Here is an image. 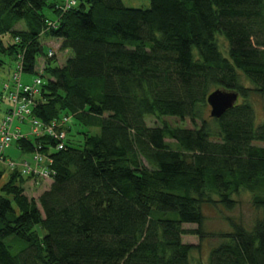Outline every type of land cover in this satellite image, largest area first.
<instances>
[{"label": "trees", "instance_id": "16d2710c", "mask_svg": "<svg viewBox=\"0 0 264 264\" xmlns=\"http://www.w3.org/2000/svg\"><path fill=\"white\" fill-rule=\"evenodd\" d=\"M65 1L0 0V68L15 55L34 74L43 57L32 116L69 119L62 150L46 135L14 142L50 162L37 200L28 177L0 169V264H190L183 237L202 238L203 207L232 211L241 191L258 217L218 233L206 264H264V120L251 104L264 96V0ZM44 36L71 53L63 65ZM218 89L238 100L214 119L206 99Z\"/></svg>", "mask_w": 264, "mask_h": 264}, {"label": "rangeland", "instance_id": "374dc122", "mask_svg": "<svg viewBox=\"0 0 264 264\" xmlns=\"http://www.w3.org/2000/svg\"><path fill=\"white\" fill-rule=\"evenodd\" d=\"M76 1V0H75ZM122 4L126 8L133 9H148L150 7V2L148 0H122ZM67 5V0L65 1V6ZM44 13L46 16L51 17L52 13L45 9ZM24 27L23 23L17 24V29H22ZM7 39V38H6ZM4 41H6L4 39ZM42 45L44 47V51L47 50L50 57L54 56V60L57 65L61 66L64 64L67 58L71 56V53L68 51H64L60 47V41L53 40L47 37L41 38ZM16 56H2L1 59L4 61L3 66L0 68V124L6 119V115L8 110L11 108L10 102L7 100L6 94L8 89H12L14 86L13 75L15 72L19 71L21 67V59H15ZM44 58L40 57L37 60L36 72L34 74H22L20 81L22 84L34 85V80L39 79L43 82V78L41 75L44 71ZM221 90V89H219ZM251 104L254 108L256 115V123H261L264 120V96L254 95L251 99ZM33 109V107H32ZM209 115V107L206 113ZM25 121H21L19 119L13 118L9 127L10 132L14 134H18V136H28L29 138L34 137L33 129L34 125L32 123V110L29 115L25 118ZM164 121L174 125L180 126L184 128H192V124L186 120L185 122L178 121L176 118H164ZM68 124V123H67ZM71 125V130L69 134L70 140L75 143L81 142V135L78 134L79 128L72 125V121L69 122ZM146 125L149 127H153L158 125V121L153 118L146 119ZM18 140V139H17ZM16 140H12L11 143L4 149V155L6 161L11 159L13 163L21 164V163H30L32 165H38L42 163H35L33 160L32 153L24 154L20 151L14 142ZM166 142L173 149L176 148L175 143L171 140H166ZM4 157V156H3ZM6 162L0 163V169L5 171V175L3 180L7 177V173L9 172L10 167ZM47 165H44L45 168ZM28 177V181L23 185V189L25 194L29 198H33L37 200L39 195L47 190L50 186V180L46 177L39 176L35 178L33 175ZM236 201L235 207L232 211H227L224 209L222 205L216 206H204L203 214L204 221L202 224V238H198L195 236H185L183 237L184 243L192 244L196 246V248L191 252L190 255V264H206L208 253L210 248L215 246L217 242H219L218 233H226L231 228V222L240 223L245 227H250L254 220L258 217V212L253 208L251 204V196L248 192L241 191L237 196L233 198ZM185 228L194 229L196 226L194 225H186ZM5 244L9 246H13L11 251L12 253L17 252L14 243H12L11 238H8L4 241Z\"/></svg>", "mask_w": 264, "mask_h": 264}, {"label": "built area", "instance_id": "2783aa9c", "mask_svg": "<svg viewBox=\"0 0 264 264\" xmlns=\"http://www.w3.org/2000/svg\"><path fill=\"white\" fill-rule=\"evenodd\" d=\"M76 3L75 0H67L66 7L73 6ZM21 78V67L19 71L15 72L13 75L14 88L8 89L6 94L7 100L11 104L10 110L6 115V119L0 124V163L6 162L9 164L8 167L10 169H17L22 176L28 175L34 176L35 178L39 176H44L49 179V169L48 165L50 164L48 158L39 153H32L33 160L35 163H42L38 165H32L30 163H21L16 164L11 161V159L7 160L3 157L4 149L11 143L12 140H17L22 136H18V134H14L10 132V123L13 118L19 119L21 121H25V117L31 113L34 98L38 96L39 90L42 84V81L39 79H35L34 85L30 86L27 84H22L20 81ZM69 119L63 117L60 121H53L50 124L43 125L41 122L32 119V123L34 125L33 135L36 137L39 136H49L52 137L56 141L55 150H62L64 148V142L66 139V131L64 128L66 127ZM44 165H47L45 168Z\"/></svg>", "mask_w": 264, "mask_h": 264}, {"label": "water", "instance_id": "95a60500", "mask_svg": "<svg viewBox=\"0 0 264 264\" xmlns=\"http://www.w3.org/2000/svg\"><path fill=\"white\" fill-rule=\"evenodd\" d=\"M238 100V94L223 90H215L207 96V104L210 107V117L220 118L226 111L231 109Z\"/></svg>", "mask_w": 264, "mask_h": 264}]
</instances>
